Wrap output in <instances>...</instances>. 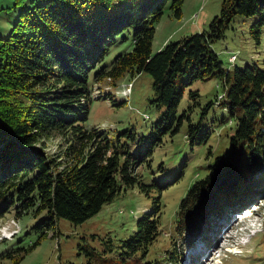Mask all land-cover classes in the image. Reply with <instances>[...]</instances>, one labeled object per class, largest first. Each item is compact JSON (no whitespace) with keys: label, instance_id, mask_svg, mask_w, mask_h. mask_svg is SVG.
Instances as JSON below:
<instances>
[{"label":"trees","instance_id":"16d2710c","mask_svg":"<svg viewBox=\"0 0 264 264\" xmlns=\"http://www.w3.org/2000/svg\"><path fill=\"white\" fill-rule=\"evenodd\" d=\"M184 0H39L18 14L0 42V214L44 213L37 227H55L59 218L73 224L97 214L125 187H146L136 172L166 135L184 120L187 137L204 141L192 123L189 105L178 114L184 86L195 79L217 77L223 91L207 103L227 110L219 123L233 124L230 147L215 157L208 172L180 200L175 232L186 239L203 231L209 218L231 217L246 205L264 180V67L255 63L224 68L212 44L224 36L233 18L257 16L250 26L258 42L264 25V0H222L220 12L206 29L167 40L154 54V22L166 5L180 18ZM23 0H15L20 4ZM131 30L130 51L99 66L116 36ZM152 77L157 106H164L146 138L135 149L120 140L134 138L130 128L109 139L105 131L87 128L92 99L90 79L114 82L130 73ZM190 98L198 96L189 92ZM98 97H101L99 95ZM59 138L58 151L46 141ZM246 208V207H245ZM160 233V202L144 212L126 238L123 264H162L146 259ZM47 232H42L41 237ZM129 257L130 259H127Z\"/></svg>","mask_w":264,"mask_h":264},{"label":"rangeland","instance_id":"374dc122","mask_svg":"<svg viewBox=\"0 0 264 264\" xmlns=\"http://www.w3.org/2000/svg\"><path fill=\"white\" fill-rule=\"evenodd\" d=\"M32 2L39 0H23L16 6L15 0H0V42L8 36L19 12ZM221 3L222 0H184L180 18L174 17L169 4L166 5L161 18L154 22L151 53H156L161 48L156 46L165 39L174 41L206 29L210 20L219 14ZM256 18L235 16L224 36L212 44L224 68H242L248 63L264 67V25L258 42L250 33ZM132 45L131 30L123 31L109 44L99 66L109 65L116 55L130 51ZM128 82H132V87L125 95ZM89 83L92 99L86 127L105 131L113 141L120 132L130 128L134 138L121 136L120 140L129 149H135L138 139L147 137L151 125L164 111V106L151 101L154 98L151 75L125 73L114 82L94 81L91 76ZM183 88L177 112L180 114L192 105V123H199L200 134L208 132L204 141L198 142L196 135L190 142L188 122L184 120L175 133L164 136L136 169L146 187L140 189L136 183L125 187L97 214L80 224L59 218L52 229L38 228L44 213L17 216L15 207L11 206L0 214V264H123L124 241L135 229L137 219L152 210L154 199L160 202V233L149 247L146 259L170 257L162 264H198L214 249L216 252L206 264H264V180L258 183L257 190L238 213L228 215L225 220L213 216L201 233L186 239H183L185 233L181 236L175 232L174 220L180 200L194 182L205 176L207 166L215 157L229 149L233 127L228 122H218L228 116L227 110L218 104H212L200 116L202 108L223 91L220 79L213 76L195 79ZM190 91H197L198 96L190 98ZM59 143V138L47 140V152L58 151ZM260 220H263L262 230L251 235L246 243H238V253L225 250L236 245L238 232ZM42 232L47 235L41 237Z\"/></svg>","mask_w":264,"mask_h":264},{"label":"bare ground","instance_id":"6f19581e","mask_svg":"<svg viewBox=\"0 0 264 264\" xmlns=\"http://www.w3.org/2000/svg\"><path fill=\"white\" fill-rule=\"evenodd\" d=\"M131 87H132V82H128L126 87L124 88L125 92L123 94L128 95L130 90H131ZM233 222H235V221H233ZM208 248H211V247H208ZM208 248L206 250H208ZM226 251L230 252V251H237V250H235L234 248H228V249H226ZM209 252H210V254L207 257L205 256V258H204V256H203L204 261H206V262L201 261L200 264H204V263L206 264L207 262H209V260L211 258V254L215 253L216 251L214 249H211V251H209Z\"/></svg>","mask_w":264,"mask_h":264},{"label":"crops","instance_id":"0c3cea01","mask_svg":"<svg viewBox=\"0 0 264 264\" xmlns=\"http://www.w3.org/2000/svg\"><path fill=\"white\" fill-rule=\"evenodd\" d=\"M199 32V31H198ZM167 40L165 39L163 42H162V44L161 45H159V46H156V48L158 49V48H160L165 42H166Z\"/></svg>","mask_w":264,"mask_h":264}]
</instances>
